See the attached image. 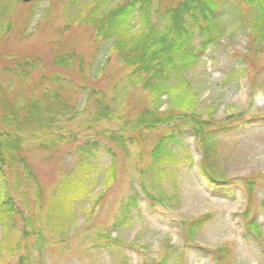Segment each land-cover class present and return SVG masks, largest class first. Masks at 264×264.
I'll return each mask as SVG.
<instances>
[{
  "label": "rangeland",
  "instance_id": "1",
  "mask_svg": "<svg viewBox=\"0 0 264 264\" xmlns=\"http://www.w3.org/2000/svg\"><path fill=\"white\" fill-rule=\"evenodd\" d=\"M99 1L0 0V133L20 141L0 165V199L16 209L1 215L0 264H264L261 12L231 0L184 78L153 63L156 76L143 75L169 93L154 100L127 84L113 39L75 20ZM153 1L161 30L183 0ZM203 41L193 38L195 52ZM170 135L167 157L153 158ZM83 186L62 209L57 189Z\"/></svg>",
  "mask_w": 264,
  "mask_h": 264
},
{
  "label": "trees",
  "instance_id": "2",
  "mask_svg": "<svg viewBox=\"0 0 264 264\" xmlns=\"http://www.w3.org/2000/svg\"><path fill=\"white\" fill-rule=\"evenodd\" d=\"M106 1L92 3L89 14L84 18L78 16L75 20L91 23L97 38L103 41L113 39L111 52H115L117 58L124 65L132 68V74L128 78L127 84L131 87L142 84L144 89L150 87V94L154 100L159 95L169 94L165 91L167 88H162L159 84H151L150 79L143 74L147 75L152 71L153 76H156L157 69L152 67L156 62L160 69L165 70L168 77L180 75L181 78H184L183 72L195 67L200 61L201 53L219 38L220 27L217 24L219 19L235 6L231 0H183L175 7L165 10V21L160 30L151 25V18L156 13L157 5L153 0H117L109 8L105 6ZM241 1H244L250 9L259 10L264 17V0ZM137 22L143 24L139 30L135 29ZM146 29L147 31H145ZM195 36L204 39L197 52L191 45ZM62 63L61 58L57 60V64L62 65ZM1 101L2 99H0V103L3 104ZM59 106L60 104L55 101L54 108ZM34 107L35 105H33ZM183 107L189 109V105L186 103H183ZM186 112L185 117L190 115V111L186 110ZM203 126L202 122L196 123L193 133L199 137V134L203 133ZM209 135L207 134V136ZM0 138H3V142L0 141V165L5 162L11 163L13 160L12 150L20 141L14 134L13 137H10L8 134L0 133ZM118 140L121 141V137H118ZM176 142L172 135L163 137L152 151V157L158 158L160 155L167 157L170 151L167 146L174 145ZM7 153L10 156L8 158ZM202 165L204 173L213 183L219 182L210 175L205 161L202 162ZM226 183L227 181H222L220 184L225 185ZM65 192L63 188L57 189L55 196L62 203V209L66 204H72L82 194H87V189L83 186L79 195L75 192L72 197ZM15 213L13 201L3 195L0 199V224L4 221V217L1 215L13 216ZM247 228L250 231H255L256 236L261 240L259 228L253 221H248ZM189 231L193 233L195 230L190 229ZM216 252L220 253L221 249Z\"/></svg>",
  "mask_w": 264,
  "mask_h": 264
},
{
  "label": "water",
  "instance_id": "3",
  "mask_svg": "<svg viewBox=\"0 0 264 264\" xmlns=\"http://www.w3.org/2000/svg\"><path fill=\"white\" fill-rule=\"evenodd\" d=\"M20 1L23 2V3H29V2H31L33 0H20Z\"/></svg>",
  "mask_w": 264,
  "mask_h": 264
}]
</instances>
